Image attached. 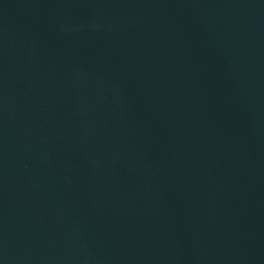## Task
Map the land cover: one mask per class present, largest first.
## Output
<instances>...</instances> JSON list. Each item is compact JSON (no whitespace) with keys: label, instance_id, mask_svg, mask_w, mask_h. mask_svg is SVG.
I'll use <instances>...</instances> for the list:
<instances>
[{"label":"water","instance_id":"obj_1","mask_svg":"<svg viewBox=\"0 0 264 264\" xmlns=\"http://www.w3.org/2000/svg\"><path fill=\"white\" fill-rule=\"evenodd\" d=\"M0 264H264V0H0Z\"/></svg>","mask_w":264,"mask_h":264}]
</instances>
